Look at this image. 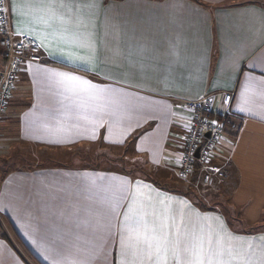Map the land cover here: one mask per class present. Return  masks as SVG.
I'll list each match as a JSON object with an SVG mask.
<instances>
[{
	"label": "crops",
	"instance_id": "0c3cea01",
	"mask_svg": "<svg viewBox=\"0 0 264 264\" xmlns=\"http://www.w3.org/2000/svg\"><path fill=\"white\" fill-rule=\"evenodd\" d=\"M75 2L50 16L19 15L12 0L13 31L19 23L39 60L22 64L0 113V231L10 238L0 236V264H264V17L238 14L264 0ZM89 31L91 47L80 43ZM59 73L123 89L132 102L119 118L93 116L56 83ZM205 94L239 123L212 151L224 174L211 185L202 168L193 183L195 170L177 173L184 101ZM91 144L104 152L89 164L79 151ZM134 158L150 176L117 164ZM162 221L180 236L160 232Z\"/></svg>",
	"mask_w": 264,
	"mask_h": 264
},
{
	"label": "built area",
	"instance_id": "2783aa9c",
	"mask_svg": "<svg viewBox=\"0 0 264 264\" xmlns=\"http://www.w3.org/2000/svg\"><path fill=\"white\" fill-rule=\"evenodd\" d=\"M9 0H0V9L5 10L0 15V46L4 65L0 67V113H3L8 104L15 78L20 67L27 60H39L34 54L38 45L28 35L16 36L13 31L11 15L8 14ZM6 33V35H5ZM29 50L30 53H26ZM231 94L224 95V101H228ZM211 94H205L195 99L184 101V107L189 112L187 132L184 137V148L177 160V173L179 177L186 178L192 174L195 165L202 168V180L211 184L216 176L222 177L223 171L219 164L211 161V154L219 139L225 133V129L236 130L238 121L235 118H226L231 114L218 113L212 108ZM217 121L215 126L210 121ZM208 133V136L206 135ZM198 156H195L196 149ZM218 169L219 171H213Z\"/></svg>",
	"mask_w": 264,
	"mask_h": 264
},
{
	"label": "snow or ice",
	"instance_id": "6c2138e0",
	"mask_svg": "<svg viewBox=\"0 0 264 264\" xmlns=\"http://www.w3.org/2000/svg\"><path fill=\"white\" fill-rule=\"evenodd\" d=\"M67 9L69 12L72 11V9L76 6L75 0H20V12L19 15L29 14L30 12L34 10H39L40 8H45L48 10V13L50 16H54L55 12L54 9L56 7ZM89 8L95 9L99 7L97 3H88L86 5ZM5 10L0 9V15L3 14ZM8 14L13 16V8H12V0H10V7L7 9ZM238 14L242 16L247 15H260L261 17H264V5H262L258 9H250L246 8L242 11H240ZM62 23H67L68 21L64 20L63 17H61ZM14 27L16 29L15 34L16 35H22L24 34L20 28L19 23L14 22ZM0 32H4L2 28H0ZM6 35V33H5ZM93 38L92 32H87L85 34V38L80 41V43L91 47V41ZM41 47H44L45 50H47V46L44 44V38H42V42L40 43ZM49 56L53 55L54 53L49 52ZM63 55V54H61ZM69 60L72 63H75V61H72L69 57ZM87 63V61H85ZM236 64H238V61L234 63V69L236 71H240L238 67H236ZM249 67H256L255 64L249 65ZM91 70V69H90ZM264 70V69H262ZM94 75H99L98 72H95ZM53 76V73H51L48 77L49 80H51V77ZM59 79L56 80V83L60 85L66 92L72 93L78 97V103L76 104V107L78 110L82 109H90L93 116L96 114L100 115H111L113 117H120L121 111L125 109V107L132 102V97L129 96V94L125 93L123 89L119 88H113V87H100L99 85L93 83L90 80H85L81 77L72 75L70 73H59L58 74ZM109 79V77H105V80ZM119 82V81H118ZM260 83L264 84V76L260 78ZM247 80H246V87L245 91H247ZM83 96H86V100L79 99ZM67 98V97H66ZM88 101H92L91 105L88 103ZM243 111V109H240ZM79 112V111H78ZM210 125L215 126L217 124V121L213 120L209 122ZM103 124H101V127ZM213 171H219L218 169H213ZM136 213V207L135 205L130 209V214ZM154 232L157 231V228L154 227L152 229ZM175 230L176 236H180V228L179 226L173 221L172 223H169L167 221H162L159 223V231L165 234L170 235L172 231ZM145 231H147V225H145ZM200 241H205L203 238H201ZM206 242L208 244L212 243L211 237H209ZM130 245H127L126 243H122L121 247H128ZM49 251H52L51 249ZM46 260L48 259V256L44 257ZM52 264H59L58 261H52ZM179 264V262H177ZM199 264H203V262H199ZM211 264V262H209Z\"/></svg>",
	"mask_w": 264,
	"mask_h": 264
},
{
	"label": "rangeland",
	"instance_id": "374dc122",
	"mask_svg": "<svg viewBox=\"0 0 264 264\" xmlns=\"http://www.w3.org/2000/svg\"><path fill=\"white\" fill-rule=\"evenodd\" d=\"M12 22V21H11ZM96 146H93V144H91V145H89V151L87 150V151H79L80 152V154H83V155H87L88 154V152H89V164H91V163H96V162H98V161H101L102 159H103V157L101 156V154H103L101 151L103 150V149H100V148H95ZM95 148V149H94ZM80 150V149H79ZM73 152L72 153H75L74 151H78V150H72ZM95 152H98V153H95ZM99 152H101V153H99ZM103 152H104V150H103ZM123 152V153H122ZM94 153V154H93ZM122 153V154H121ZM105 154V153H104ZM91 155V156H90ZM117 155V154H116ZM94 156H95V159H94ZM117 156H119V158L121 159V160H125V159H127V156H128V154L126 153V152H124V151H121L120 153H119V155H117ZM92 157V158H91ZM118 158V159H119ZM130 160V163H128V160H126V161H124V162H117V164L118 165H120V166H123V167H128V168H131L132 170H134L135 172H138V173H141V174H143V175H148V176H150V172H149V170L146 168V166H145V164L143 163V161L141 160V159H139V158H134V159H129ZM123 163V164H122ZM195 170V169H194ZM198 172H200L201 171V168L200 167H198ZM195 172H196V170H195ZM188 177H190V176H188ZM192 177V176H191ZM186 179H189V178H186ZM187 181V180H186ZM186 181H183V180H181V178L180 179H178L175 183H177V184H182V183H185ZM203 181V180H202ZM214 182V181H213ZM212 182V183H213ZM204 183V182H203ZM211 183V184H212ZM204 184H206V185H211V184H207V183H204ZM222 200H224L223 199V197L222 198H218V201L219 202H221ZM221 204H223V203H221Z\"/></svg>",
	"mask_w": 264,
	"mask_h": 264
},
{
	"label": "trees",
	"instance_id": "16d2710c",
	"mask_svg": "<svg viewBox=\"0 0 264 264\" xmlns=\"http://www.w3.org/2000/svg\"><path fill=\"white\" fill-rule=\"evenodd\" d=\"M229 117H231V118H235L236 120H237V118L235 117V116H226V118H229ZM238 128H239V123H238ZM238 128L236 129V130H232V129H229V128H226L225 129V133L227 132V133H229L230 135H232L233 136V134L235 135L237 132H238ZM123 164V163H122ZM123 167V166H122ZM123 168H126L127 169V167H123ZM198 165H195V170H196V172H195V174H193L194 176L193 177H195L194 179L192 178V180L193 181H190V182H195V179H197L198 178ZM131 170V169H130ZM199 179V178H198ZM202 182V181H201ZM0 236L1 237H4L8 242H10V238L8 237V235H7V233H6V230L3 228V227H1V231H0Z\"/></svg>",
	"mask_w": 264,
	"mask_h": 264
},
{
	"label": "water",
	"instance_id": "95a60500",
	"mask_svg": "<svg viewBox=\"0 0 264 264\" xmlns=\"http://www.w3.org/2000/svg\"><path fill=\"white\" fill-rule=\"evenodd\" d=\"M206 135L208 136V133H206ZM198 150L199 148L196 149V152H195V156L197 157L198 156Z\"/></svg>",
	"mask_w": 264,
	"mask_h": 264
}]
</instances>
